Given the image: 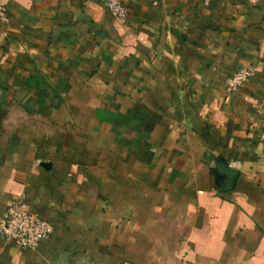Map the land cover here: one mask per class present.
I'll return each instance as SVG.
<instances>
[{
	"label": "crops",
	"instance_id": "obj_1",
	"mask_svg": "<svg viewBox=\"0 0 264 264\" xmlns=\"http://www.w3.org/2000/svg\"><path fill=\"white\" fill-rule=\"evenodd\" d=\"M122 3L8 0L0 215L53 234L0 264H264V0Z\"/></svg>",
	"mask_w": 264,
	"mask_h": 264
},
{
	"label": "built area",
	"instance_id": "obj_2",
	"mask_svg": "<svg viewBox=\"0 0 264 264\" xmlns=\"http://www.w3.org/2000/svg\"><path fill=\"white\" fill-rule=\"evenodd\" d=\"M208 5L211 0H200ZM106 9L115 17H125L126 11L122 0H101ZM8 0H0V25L8 24L10 14L7 8ZM254 70L240 69L234 73L226 84L229 93L238 92L253 76ZM53 227L42 220L37 214L27 212L22 204L15 203L4 214L0 215V237L13 242L20 250L35 249L40 242L51 238ZM121 264H132L122 262Z\"/></svg>",
	"mask_w": 264,
	"mask_h": 264
},
{
	"label": "water",
	"instance_id": "obj_3",
	"mask_svg": "<svg viewBox=\"0 0 264 264\" xmlns=\"http://www.w3.org/2000/svg\"><path fill=\"white\" fill-rule=\"evenodd\" d=\"M237 176H238V172L236 170L229 169V171L227 172L229 189H231L234 186Z\"/></svg>",
	"mask_w": 264,
	"mask_h": 264
},
{
	"label": "rangeland",
	"instance_id": "obj_4",
	"mask_svg": "<svg viewBox=\"0 0 264 264\" xmlns=\"http://www.w3.org/2000/svg\"><path fill=\"white\" fill-rule=\"evenodd\" d=\"M124 262H126V261H124Z\"/></svg>",
	"mask_w": 264,
	"mask_h": 264
}]
</instances>
